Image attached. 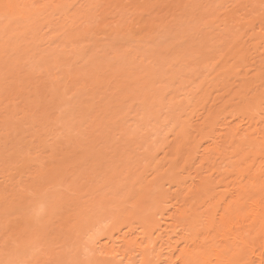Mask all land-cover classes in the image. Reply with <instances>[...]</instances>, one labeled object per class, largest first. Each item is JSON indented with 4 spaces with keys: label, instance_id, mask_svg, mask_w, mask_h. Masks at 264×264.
Here are the masks:
<instances>
[{
    "label": "rangeland",
    "instance_id": "obj_1",
    "mask_svg": "<svg viewBox=\"0 0 264 264\" xmlns=\"http://www.w3.org/2000/svg\"><path fill=\"white\" fill-rule=\"evenodd\" d=\"M117 1L63 0L35 28L0 33V264H86L87 233L111 222L147 155L171 139L183 94L238 29L223 14L243 4Z\"/></svg>",
    "mask_w": 264,
    "mask_h": 264
},
{
    "label": "bare ground",
    "instance_id": "obj_2",
    "mask_svg": "<svg viewBox=\"0 0 264 264\" xmlns=\"http://www.w3.org/2000/svg\"><path fill=\"white\" fill-rule=\"evenodd\" d=\"M172 3L183 10L192 0ZM241 3L236 15L231 10L223 14L238 29L225 50L207 62L204 78L194 77L197 84L183 94L180 113L168 130L171 139L162 140L159 152L147 155V169L132 182L131 195L116 200L115 209L110 206L117 211L111 222L102 226L98 221L101 229L93 223L91 233L85 231L86 241L81 242L86 250H80L86 264H264V0ZM63 7V0H0V33L29 31L49 15L48 9ZM67 71L63 75L70 83L82 79ZM119 72L111 77L117 80ZM130 160L128 167L135 161ZM103 216L109 217L107 212Z\"/></svg>",
    "mask_w": 264,
    "mask_h": 264
}]
</instances>
